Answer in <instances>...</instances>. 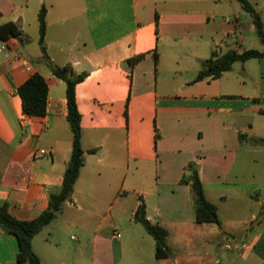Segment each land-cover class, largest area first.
Returning a JSON list of instances; mask_svg holds the SVG:
<instances>
[{
  "label": "crops",
  "instance_id": "obj_1",
  "mask_svg": "<svg viewBox=\"0 0 264 264\" xmlns=\"http://www.w3.org/2000/svg\"><path fill=\"white\" fill-rule=\"evenodd\" d=\"M247 1L264 27V0ZM43 7L48 59L86 74L75 87L84 165L32 240L43 264H264V57L193 82L212 53L264 51L236 0H0V26L20 32L0 39V206L18 221L39 216L72 149L66 86L41 51ZM34 73L48 91L41 118L22 115L17 93ZM190 164L220 226L195 223ZM140 204L167 230L170 256L155 257ZM16 253L0 231V264H28Z\"/></svg>",
  "mask_w": 264,
  "mask_h": 264
},
{
  "label": "trees",
  "instance_id": "obj_2",
  "mask_svg": "<svg viewBox=\"0 0 264 264\" xmlns=\"http://www.w3.org/2000/svg\"><path fill=\"white\" fill-rule=\"evenodd\" d=\"M243 11L250 17L255 27L256 36L264 46V27L259 14L247 0H236ZM46 11L41 8L38 13L39 40L44 59L47 61L52 74L63 81L66 86V121L72 137V149L66 164L60 191L57 194H51L48 199V207L39 216L31 221H18L8 212V204L0 206V231L11 235L17 242L16 261L18 263L43 264L39 256L34 252L32 240L41 231L48 227L61 211L65 202L69 201L73 193L74 184L77 181L80 170L84 165V151L81 146V114L77 108L75 87L81 83L86 74H76L70 66L57 67L49 59L43 46L46 32ZM20 32L17 27L8 23L0 26V39L6 41L9 38H16ZM264 57V51L244 50L241 53L234 50L228 51L223 55L212 53L211 57L201 63L194 83L200 81H213L220 78L224 73L229 72L235 63H244L252 59ZM142 59V56L134 57L127 63L134 65ZM47 85L45 80L37 73L30 76L22 83L17 93L21 101L22 115L27 117L41 118L46 115L47 105ZM90 154L95 150H90ZM182 181L189 184L193 195V215L195 223L198 225L213 224L220 226L216 207L205 197L203 186L199 177L197 168L190 164L187 167V173ZM135 221L142 226L144 231L155 241V257L166 258L170 256L171 251L167 245L168 232L163 227L150 223L146 218L144 204H140L136 214Z\"/></svg>",
  "mask_w": 264,
  "mask_h": 264
},
{
  "label": "rangeland",
  "instance_id": "obj_3",
  "mask_svg": "<svg viewBox=\"0 0 264 264\" xmlns=\"http://www.w3.org/2000/svg\"><path fill=\"white\" fill-rule=\"evenodd\" d=\"M256 42H257V46H255L257 49H260V48H262L259 44V41H258V39H256ZM236 67H235V72H236V70L238 69V68H240L239 66H241V64L240 63H237L236 65H235ZM70 236H73L74 238L77 236V234H76V232L74 231V230H71V231H69L68 232V237H70ZM68 244L69 245H71V246H74L75 245V242L74 241H71V242H69L68 241Z\"/></svg>",
  "mask_w": 264,
  "mask_h": 264
},
{
  "label": "built area",
  "instance_id": "obj_4",
  "mask_svg": "<svg viewBox=\"0 0 264 264\" xmlns=\"http://www.w3.org/2000/svg\"><path fill=\"white\" fill-rule=\"evenodd\" d=\"M1 50H6V47H5V46H2V47H1ZM39 154H40V155H45L46 152H45L44 150H40V151H39ZM116 238H120V235L117 234V235H116Z\"/></svg>",
  "mask_w": 264,
  "mask_h": 264
}]
</instances>
